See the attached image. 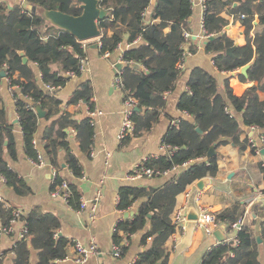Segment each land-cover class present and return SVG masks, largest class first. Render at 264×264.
I'll return each mask as SVG.
<instances>
[{
	"label": "trees",
	"instance_id": "16d2710c",
	"mask_svg": "<svg viewBox=\"0 0 264 264\" xmlns=\"http://www.w3.org/2000/svg\"><path fill=\"white\" fill-rule=\"evenodd\" d=\"M27 1L47 11L56 10L73 16L83 13L82 4L77 0ZM205 5L203 29L214 37L206 40L205 48L213 54L217 69L234 72L250 64L248 77L240 74V79L257 81L259 89L264 91V0H206ZM99 7L106 12L99 21L103 34L93 42L99 44L103 55L113 53L125 34L129 42L140 39L123 53L122 61L126 66L121 72L125 94L134 96L138 101L137 107L145 110L144 113L135 111L133 116V136H140L159 119L158 113L150 115L149 109H165L166 94L176 89L184 74V69H179L178 64L186 49L185 33L190 30L192 0H157L154 6L151 0H99ZM147 11H151L149 20L145 17ZM223 11L234 21L244 16L242 21L247 44L236 47L233 55L227 53L235 46V41L226 34L230 20L221 15ZM107 29H112L113 33L108 35ZM21 51L28 57L27 63L23 62ZM190 51L194 52L195 48L191 47ZM81 53L80 41L67 29L47 24L40 13L26 7H9L0 3V71H5L9 86L14 89L25 152L30 159L42 154L35 143L39 107L45 112V119L51 120L44 135L46 154L56 171L51 190L67 181V204L75 209L80 207L81 193L76 182L61 174L59 149L65 151L64 162L73 176L81 178L83 166L71 151L65 130H74L81 151L89 156L94 143L95 123L90 116L77 119L63 110L57 92L71 79L67 73L78 71ZM51 86L56 89L51 90ZM187 86L178 108L186 111L188 116L182 117L163 137L166 145L177 149L150 158L145 163L161 171H171L175 166L179 169L170 172L159 187L124 186L119 192L118 206L123 211L132 208L136 200H142L133 218L121 220L114 234V243L125 252L131 236L143 233L141 242L146 250L139 254L135 264H168L166 243L172 233V214L177 207V196L201 178H215L219 172V154L208 157L209 150L214 146L217 151L227 144H235L241 150L252 146L249 139L241 141L238 116L245 124L264 130V101L260 100L257 90L250 88L238 97L225 84L223 94L216 77L202 67L191 70ZM92 97L91 85L85 81L68 103L86 102L93 110ZM197 127L203 133H199ZM131 136L123 141H128ZM260 146L264 147V135ZM6 151L16 159L15 124L9 120L5 107L0 106V174L18 195L30 193L31 188L5 159ZM260 168L264 173V165ZM16 210L15 206L0 200V238L3 230L11 226ZM244 213L242 207L233 206L218 218L230 229ZM18 220L24 222L27 233L25 237H19L12 249L15 253L12 264H31L32 249L38 252L37 264H59L67 257L69 241L59 235L61 223L56 215L34 207L28 212L22 210ZM237 238L239 243L236 245L221 243L207 252L203 264H260L259 245L249 227L240 226ZM261 238L264 241V237ZM231 252L234 256L230 255ZM6 253H0V264H4Z\"/></svg>",
	"mask_w": 264,
	"mask_h": 264
},
{
	"label": "crops",
	"instance_id": "0c3cea01",
	"mask_svg": "<svg viewBox=\"0 0 264 264\" xmlns=\"http://www.w3.org/2000/svg\"><path fill=\"white\" fill-rule=\"evenodd\" d=\"M206 0H192L193 14L190 18V37L187 39V55L184 62V74L179 79L175 90L166 94V106L163 110L149 109L150 115L158 113L159 119L153 127L140 136H131L127 141H120L118 136L124 117L125 92L118 84V75L122 70L117 69L119 63H123V53L140 42L137 39L129 42L128 35L123 36L122 42L117 49L105 57L99 47H94L95 40L89 43L86 54L89 58L88 72L79 77H74L62 86L57 92V97L62 101V108L77 119L89 117L90 106L86 102L69 104L68 101L85 81H88L93 91L91 102L93 110H99L101 115L94 117L95 135L91 154L88 156L79 147L74 130H65L68 134L67 140L71 151L79 158L83 166L84 178H75L64 162L65 151L60 148L58 161L61 163V174L69 181L76 182L81 193V200L91 202L95 195L100 192L101 198L98 203L96 219L91 221L89 210L78 212L77 209L67 204L58 196L52 194V183L54 179L53 167L46 154L45 131L51 124V120L40 118L35 134L36 148L45 157L46 165L37 167L32 164L24 149L22 129L17 119L16 101L13 96V88H10L7 77L0 81V106L7 110L9 120L15 124L16 136V159L5 152V159L10 167L23 178L31 188V192L25 195H18L13 188L7 185L0 174V198L7 205L15 206L28 212L38 207L46 213L56 215L60 219L61 226L59 235L69 241L67 246V257L59 264H77L75 242L89 246L95 242L98 255H91L83 264H132L139 254L146 250L142 244L143 233H136L131 236L130 243L127 242V249L121 257L113 253L114 234L117 224L123 219H130L137 213L142 200H136L134 206L127 211L119 209V192L124 186H142L146 189L159 187L168 178L156 176L143 179H127L126 175L131 172L134 166L141 161L148 160L166 154L163 137L175 124L179 123L182 117L188 116L186 111L178 108L181 96L187 91L188 77L192 69L202 67L216 77L220 91L224 94V87L227 84L234 95L241 97L252 88L257 90L260 100L264 101V91L259 89L257 81H242L240 79L241 67L237 71H219L214 63L213 54L205 48L206 31L203 29L204 11ZM9 7L30 5L27 0H0ZM237 5V4H235ZM27 8V7H26ZM47 24H54L49 19L47 10L36 7ZM151 11L145 14L146 20L150 19ZM221 15L230 20L226 28L227 36L235 41L236 47H244L246 37L242 19L234 21L231 16L223 11ZM258 18L256 19V24ZM101 35L103 34V29ZM106 33L111 35L112 29ZM195 48L194 52L190 49ZM250 65V64H248ZM246 66V65H245ZM35 67V66H34ZM37 75L39 70L35 67ZM250 69V67H249ZM248 69V71H249ZM243 75V74H242ZM245 76V75H244ZM248 77V74L247 76ZM228 80V83H227ZM138 108V107H137ZM144 109L138 112L144 113ZM241 126V141L249 139L255 147L248 146L241 150L235 144L222 145L216 151L219 154L217 177L213 178L214 183L208 184L204 190L196 187V182L177 196V207L172 214V233L166 246L168 250V264H203L205 254L221 243H229L233 240L236 245L238 229L227 228L225 223L216 229H221L227 236V240L220 242L213 234H207L197 224L200 213V205H203L212 212L225 211L229 207L239 206L245 211L242 218V225H246L258 242V254L260 264H264V173L261 166L264 165V156L261 154V142L263 141L264 130L258 127L249 126L244 123L241 116H238ZM7 144V142H6ZM252 148H256L255 151ZM212 178V177H211ZM91 205V204H90ZM182 210L187 216L185 223L175 222V214ZM134 211L129 218L125 213ZM198 215V219H190L189 215ZM241 225V226H242ZM185 227V228H183ZM24 228V222L17 220L12 224V231L9 234H2L0 238V253L7 251L4 264H12L15 253L12 251L20 233ZM236 239L238 243H236ZM32 246V245H31ZM234 256V253H230ZM38 252L32 249L31 264H37Z\"/></svg>",
	"mask_w": 264,
	"mask_h": 264
},
{
	"label": "built area",
	"instance_id": "2783aa9c",
	"mask_svg": "<svg viewBox=\"0 0 264 264\" xmlns=\"http://www.w3.org/2000/svg\"><path fill=\"white\" fill-rule=\"evenodd\" d=\"M244 16H241L240 19H243ZM211 35L205 34V38H209ZM186 39L190 37V34L188 32L185 33ZM98 40V39H95ZM80 41V40H79ZM92 42V40H85V41H80L83 49V53L79 55V68L78 71H71L68 72L67 74L71 77H79L85 75L88 70H89V58L86 54V50L88 48L89 43ZM187 51H184L182 54V60L178 64L179 69H184V60L187 55ZM110 52H107L104 54L105 57H109ZM118 84L122 87V78H121V72L118 75L117 79ZM123 88V87H122ZM51 90H55L56 87L51 86ZM124 117L121 125V129L119 132V140L123 141L129 136L133 135L135 131V122L133 119V116L135 114L136 108L138 106V101L136 98L132 95H126L124 98ZM102 112L99 110H90L89 115L90 117L93 118L95 116L101 115ZM95 123V122H94ZM256 144H252L253 147H255ZM165 150L167 153L173 152L177 148H170L168 145L165 144L164 146ZM32 164L37 166V167H44L46 165L45 162V157L43 154H39L36 159H30ZM146 160L141 161L140 163L136 164L134 168L131 170L129 174L126 175L127 179H143V178H152L156 176H166L170 174V172L177 171L179 169L178 166H175L171 171H161L159 169H154L152 167L146 166ZM184 167L187 166V164L183 165ZM53 174L54 177L56 176V171L53 169ZM81 178H84L82 176ZM68 188V182L64 181L60 186H57L54 190H52V194L54 196H58L63 198L66 202L68 201L69 198V193L66 191ZM101 198V193L98 192L93 200L89 202L88 200H81L80 207L77 209L78 212H84L86 210H89V218L91 221H94L96 219V214H97V208H98V203ZM2 200V198H0ZM91 204V205H90ZM21 209H18L15 211V218L12 220L11 226L3 230V234H9L12 231V224L16 222L21 214ZM223 211L220 212H212L211 210L207 209L203 205H200V213H199V219L197 221V224L200 228H203L207 234H213V232L216 230V228L221 224L219 221L218 216L222 213ZM187 220V216L185 213L182 212V210H178L175 214V222L177 223H185ZM244 219L241 218L238 222L234 223L232 225L233 228L238 229L242 224H243ZM185 228V227H183ZM27 233L26 228L24 227L23 230L20 233V237H25ZM236 243H238L236 239ZM113 253L117 257H121L123 255V250L119 245H114L113 246ZM75 250L77 252L76 257L74 258V261L77 264H83L84 262L87 261V259L91 255H98L99 249L96 245L95 242H91L89 246H85L80 242H75ZM132 264H135L133 262Z\"/></svg>",
	"mask_w": 264,
	"mask_h": 264
},
{
	"label": "water",
	"instance_id": "95a60500",
	"mask_svg": "<svg viewBox=\"0 0 264 264\" xmlns=\"http://www.w3.org/2000/svg\"><path fill=\"white\" fill-rule=\"evenodd\" d=\"M81 2V7L83 9V13L80 16H73L70 14L63 13L61 11L51 10L49 12V19L52 22L60 27H63L70 31L78 40L85 41V40H95L101 36V30L99 28V21L106 16V12L99 7V0H77ZM157 0H151L152 6L156 4ZM26 7L31 10L32 12L36 11V6L33 5H26ZM191 20V19H190ZM210 40H213L214 37H210ZM237 46V45H236ZM236 46L229 48L227 53L233 55V52L236 49ZM94 47H99L98 43L94 44ZM20 55L23 57V62H28V57L25 55V52L21 51ZM126 66V63H119L117 65L118 70H122ZM250 65H246L241 69V73L245 76L248 74V69ZM0 75L2 77H6L5 71H0ZM139 108H136L138 111ZM37 113L40 118L45 117V112L41 110V108H37ZM196 130L199 133H203L202 129L197 127ZM261 154L264 156V148L261 150ZM216 156L215 147L213 146L208 153V157ZM214 183V179L211 177H204L201 178L196 182V187L199 190H204L208 184ZM134 215V211H129L125 213V217L129 218L130 216ZM190 219H198V215H189ZM214 235L216 236L217 240L220 242H224L227 240V236L221 229H216L214 231ZM229 243L234 244L233 240H229ZM29 247H31V243L29 242Z\"/></svg>",
	"mask_w": 264,
	"mask_h": 264
},
{
	"label": "rangeland",
	"instance_id": "374dc122",
	"mask_svg": "<svg viewBox=\"0 0 264 264\" xmlns=\"http://www.w3.org/2000/svg\"><path fill=\"white\" fill-rule=\"evenodd\" d=\"M19 209V208H18Z\"/></svg>",
	"mask_w": 264,
	"mask_h": 264
}]
</instances>
